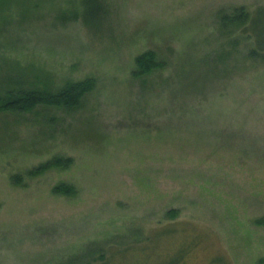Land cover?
I'll return each mask as SVG.
<instances>
[{
    "label": "rangeland",
    "instance_id": "obj_1",
    "mask_svg": "<svg viewBox=\"0 0 264 264\" xmlns=\"http://www.w3.org/2000/svg\"><path fill=\"white\" fill-rule=\"evenodd\" d=\"M98 2L92 22L82 0H0V95L95 82L72 111L0 114V264H168L182 243L186 264H259L264 60L218 12L264 0Z\"/></svg>",
    "mask_w": 264,
    "mask_h": 264
},
{
    "label": "trees",
    "instance_id": "obj_2",
    "mask_svg": "<svg viewBox=\"0 0 264 264\" xmlns=\"http://www.w3.org/2000/svg\"><path fill=\"white\" fill-rule=\"evenodd\" d=\"M85 7L86 21L96 22L101 8L98 0H82ZM219 25L226 32L236 31L237 37L244 40L247 47V57L251 60H264V5L257 6L251 11L244 7H236L230 13L219 11ZM135 75L148 73L161 66L156 62L153 52H145L135 59ZM93 79H84L77 82H67L59 88L48 89L29 88V89H7L0 95V114L6 112L24 113L30 112L37 107H57L66 111H72L79 107L82 98L94 88ZM71 162L70 158L54 157L34 169L27 172L29 176L38 175L51 168H67ZM11 181L15 185H23L21 175H12ZM56 194H70L71 188L67 185H57L52 189ZM168 216H174V211H169ZM167 234L173 232L171 228L166 227ZM156 231L155 233L160 232ZM195 243H182L176 249L175 253L168 258V264H186L187 258L194 251ZM223 257H212L209 264H216L223 261ZM166 262V261H165ZM264 259H259L262 264ZM167 264V263H166Z\"/></svg>",
    "mask_w": 264,
    "mask_h": 264
}]
</instances>
